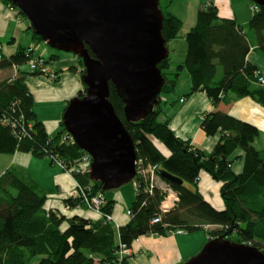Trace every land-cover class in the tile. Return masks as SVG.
<instances>
[{
  "label": "trees",
  "instance_id": "1",
  "mask_svg": "<svg viewBox=\"0 0 264 264\" xmlns=\"http://www.w3.org/2000/svg\"><path fill=\"white\" fill-rule=\"evenodd\" d=\"M1 2L24 18L27 30L32 31L18 8L9 0ZM162 14L161 35L167 44L178 37L182 21L167 9L163 8ZM249 36L264 53V6H258L251 15L245 33L235 20L220 18L213 3L201 5L195 24L184 36L183 63L174 71L170 70L168 58L158 64L164 78L157 97L159 104L137 122L125 119L122 97L108 84V101L134 143L136 160H141L143 167H156L157 174L167 172L182 180L181 186L171 185L179 195L174 209L152 224L161 215L163 196L155 189L149 193L147 183L138 175L132 181L136 193L128 209L130 220L115 232L105 218L111 214L113 202H106L101 216L96 218L67 215L49 206L47 192L28 173L12 167L0 177V264H126V258L118 260L119 244L130 248L141 236H168L175 230L190 233L207 229V242L228 240L264 253V148L253 146L258 136L256 127L219 109L233 97H249L264 106V87L257 84L255 67L247 61ZM26 51L19 47L14 54L5 56L0 49V72L13 67L16 70L11 80L0 78V155L26 153L50 159L51 164L59 161L63 168L69 166L85 195L75 198L73 204L70 199L64 203L71 208L88 207L91 197L103 194L100 183L91 181L87 172H79L77 161L85 153L74 144L61 143L65 133L62 119L61 130L53 136L37 119L26 80L39 73L21 69L33 53ZM79 62L83 67L80 58ZM184 69L191 80L190 94L203 91L214 108L200 123L205 136H217L210 153L177 137L169 126L170 118L160 117L163 111L159 96L175 91ZM201 171L221 183L223 210H215L198 191Z\"/></svg>",
  "mask_w": 264,
  "mask_h": 264
},
{
  "label": "water",
  "instance_id": "2",
  "mask_svg": "<svg viewBox=\"0 0 264 264\" xmlns=\"http://www.w3.org/2000/svg\"><path fill=\"white\" fill-rule=\"evenodd\" d=\"M9 1L50 48L82 61L85 95L68 101L62 122L76 147L91 158L89 179L100 183L102 191L132 181L134 143L108 101V84L122 97L128 122L143 119L157 104L164 84L158 64L168 58L159 0ZM252 2L264 6V0ZM160 177L182 185L167 172ZM182 264H264V253L233 241L211 240Z\"/></svg>",
  "mask_w": 264,
  "mask_h": 264
},
{
  "label": "crops",
  "instance_id": "3",
  "mask_svg": "<svg viewBox=\"0 0 264 264\" xmlns=\"http://www.w3.org/2000/svg\"><path fill=\"white\" fill-rule=\"evenodd\" d=\"M178 1L180 0H177V2ZM251 2L252 0H241V2L236 5V3H233L229 0H212V3L218 9V15V6H223L224 4H226L227 8H224L223 10V17H221L220 15L219 17L235 20V22L243 28V31L245 33L247 32V23L251 17ZM170 8H172V14L176 15L178 18H180V20H183L181 16L175 13V9L178 10L179 7L172 5V7ZM195 18L196 14L193 17L192 22L189 23L187 31H189V29L192 28L195 24ZM26 26H28L27 22H25V20L23 19H21V21H18L16 12L9 8L6 4H3L0 0V43H2L3 45L0 49L2 51V54L5 56H9L14 54L19 47H31L33 56L42 55L47 60L52 57H57L56 60H58V62L53 63L54 61H51V69L56 72H60L58 73V80L55 83L49 82L45 76L41 75L28 77V79L26 80L27 88L33 98V111L37 119L43 122L47 134L49 136H53L58 131V125L62 119V115L61 117H59L58 115V110H60L61 104H63V107L65 109L68 101L82 91V85L80 82L81 80L79 78L80 76L68 70L69 67H77V62L73 56L61 55L60 53H56L55 50H53L43 42L39 43L35 41L32 35V31L27 30ZM184 36L183 41L179 42L181 45V53L179 54L178 58L175 53V47H170V44H167V49L169 50L168 58L170 57L171 53H173L172 56L174 55V61H172L171 57L169 59L171 66H173V64H176L177 66L180 63H183L185 59L186 43L184 40ZM248 39L250 43V51L247 54V61H249V63L255 67V70L258 71L260 73V76L264 79V53L259 51L255 47L254 39L252 37L249 36ZM15 71L16 70L13 68V70L10 69L4 72H0V78H9V80H11L10 78L14 77ZM179 80L180 84L177 80L176 85L179 86L177 87V89H175L172 97L164 99L162 115L170 118L169 126L177 137L189 141L190 145L194 148H197L206 153H210L214 145L216 144L217 136H205L206 138L200 136V133L202 131L200 128V123L202 119L201 117L204 114L211 112L213 105L203 91H197L190 94L191 80L187 70H182ZM180 99L182 100L181 103ZM51 102L56 103L57 106L47 105V103ZM219 109L256 127V129L258 130V136L255 139L253 146L256 149L264 148V106L257 104L249 97H233L232 101L228 105L221 106L219 107ZM159 148H161V150L164 149L160 145ZM85 155L88 156L86 153ZM42 159H37L30 154H20L17 152H15L13 155H0V172H3L4 170L12 167H28L27 169H29V166L34 163L35 160ZM90 165L88 166L87 173L89 171ZM78 169L80 170V172H84L81 164H79ZM239 169L240 166L237 165L236 170L238 171ZM155 173L162 183L167 184L170 187L171 185H173L162 179L160 177V173L157 174V169H155ZM204 177L205 176H201V179H203ZM54 183V190H50L48 187L44 186L48 189L49 194H55L58 196H54L53 199L49 201V206L53 207L54 210L63 211V196L66 195V193L69 191L67 190L68 187L73 183L71 179L63 172L62 174H59V172H55ZM132 186L133 191L136 192L135 185L132 184ZM59 191L60 193L57 194V192ZM101 195L107 202H113L110 214L114 222L113 224H116L117 227L125 225L130 220V215L127 214V211L130 207L129 203L127 206L125 205L124 213L119 210L120 214H118V212L114 210L115 206H117V208H122L118 203V201L123 202L121 192H108ZM202 197L211 206L217 209L221 208L220 204H213L207 198L205 199L204 195H202ZM116 200L117 204L114 205ZM69 213L78 215L82 218H96L98 216H101L94 210L86 208L84 205L70 210ZM116 230L117 229H115V232H117ZM204 231L207 238H209L207 229H204ZM206 236H204V234H188L185 232L182 234L172 233L168 236L159 237H155L152 235L151 237L138 239L137 241H135V246H132L133 243L131 244L129 255L126 257V264H182L189 260L191 257L195 256L202 249V247L208 240H206ZM94 264H98V262Z\"/></svg>",
  "mask_w": 264,
  "mask_h": 264
},
{
  "label": "rangeland",
  "instance_id": "4",
  "mask_svg": "<svg viewBox=\"0 0 264 264\" xmlns=\"http://www.w3.org/2000/svg\"><path fill=\"white\" fill-rule=\"evenodd\" d=\"M221 1H225V0H221ZM229 1H231V2H233V3H236V5H238L240 2H241V0H229ZM209 3H212V0H180V1H178L177 2V0H159L158 1V3H157V7H158V9L161 11V13H162V10H163V8L164 9H167V11L169 12V13H171L172 14V8H170V7H172V5H174V6H177V7H179V9L177 10V9H175V13H177L179 16H181L182 17V19L183 20H181V21H183V24H182V26H181V28H180V31H179V34H178V37H176L174 40H171L170 42H168L167 44H170V47H175V53H176V55H177V58L179 57V54L181 53V45H180V43L179 42H182L183 41V36H184V34H186V32H188L187 31V29H188V25H189V23H191L192 22V20H193V17L195 16V14H197L196 13V11H197V9H200V7H201V5H208ZM257 7V9H258V6L256 5V4H254L253 2H251V7H250V12H251V15L252 14H254V13H256V11L257 10H255L254 9V7ZM219 7V15L221 16V17H223L222 15H223V10H224V8H227L226 7V4H224L223 6H218ZM165 11V10H164ZM172 15H174V14H172ZM175 17H177L176 15H174ZM178 18V17H177ZM21 19H23V20H25L24 18H22L20 15L19 16H17V20L18 21H21ZM178 19H180V18H178ZM195 20H196V18H195ZM25 22H26V20H25ZM26 28H28V26H26ZM31 31V30H30ZM35 41H37V42H43L44 44H46V42L45 41H43V40H37V39H35ZM167 44H165L166 45V48H167ZM47 45V44H46ZM3 45H2V43H0V48L2 47ZM23 49H25V50H27L28 51V49H31V51H32V48L30 47V48H23ZM51 50V49H50ZM54 50V49H53ZM26 51V52H27ZM52 51V50H51ZM56 51V53H60L61 55H68V56H73L75 59H76V62H77V67H69L68 68V70L70 71V72H74L75 74H77L78 76H80L79 78H80V80H81V73H82V71H83V67L80 65V62H79V57L77 56V55H75V54H72V53H64V52H60V51H57V50H55ZM33 52V51H32ZM168 52H169V50H168ZM172 54L173 53H171L170 54V57H171V59H172V61H174L173 59H174V55L172 56ZM170 57L168 58V60L170 59ZM40 59L41 61H42V65L41 64H39L38 63V66H35V67H33L32 65H30L29 64V62L31 61V60H33V59H36V60H38V59ZM57 58V57H56ZM56 58H54V57H52V58H49L48 60L45 58V57H43L42 55H39V56H37V55H34L33 56V53H31L30 54V56H29V59H28V61H27V63L26 64H24L22 67H21V69L23 70H25L26 72H37V73H39L38 75H41V76H45L46 77V79L49 81V82H51V83H55L57 80H58V73H60L59 71L58 72H56V71H54V70H52L51 69V61H54L53 63H56V62H58V60H56ZM34 61V60H33ZM49 63H50V65H49ZM175 67H176V64H173V66L170 68V70L171 71H174L175 70ZM13 68H15V67H13ZM13 68H11V70H13ZM165 71V70H164ZM84 72V71H83ZM254 74L256 75V77H255V79H256V82H257V84L258 85H260V86H264V79L260 76V73L258 72V71H256L255 70V72H254ZM16 76V71L14 72V77ZM31 77H34V76H31ZM180 77V76H179ZM179 77H178V82H179V84H180V80H179ZM259 78H262V79H259ZM81 82V88H82V91L81 92H79L78 94H76L74 97H80L81 95L82 96H84L85 94H84V91H85V85L84 84H82V81H80ZM177 84V83H176ZM179 86V85H178ZM177 85H175V87H176V89H177V87H178ZM40 90V89H39ZM198 91H200V90H198ZM175 92V91H174ZM174 92L173 93H170V94H161L159 97H160V102H161V109L163 110V103H164V99L165 98H169V97H172V95L174 94ZM202 92V91H201ZM160 94V93H159ZM166 96H168V97H166ZM74 97H72V98H74ZM177 102V101H176ZM175 102V103H176ZM182 102V100L180 99V103ZM159 104V100H157V104H155V105H153V108H154V106H156V105H158ZM47 105H49V106H57L56 105V103H53V102H51V103H47ZM152 108V109H153ZM64 109V107H63V104H61V108H60V110H58V115H59V117H61V115H62V112L64 111L63 110ZM214 110V108H212V110H211V112ZM171 114V113H170ZM205 115V114H204ZM204 115L201 117L202 119H203V117H204ZM160 117H162L163 118V115H160ZM201 119V120H202ZM64 129V128H63ZM61 130V127H60V122H59V125H58V131L57 132H59ZM201 131V130H200ZM64 134H67L68 135V133L65 131V133ZM200 136H202V137H205V135L203 134V132L201 131V133H200ZM63 137H64V135H63ZM206 138V137H205ZM62 141V140H61ZM62 144H65V145H67V144H69V145H73V142H71L70 140H67V141H62L61 142ZM20 154H23V153H20ZM1 156H6V155H1ZM85 156L86 155H83V156H81L80 158H79V160L77 161L78 163L77 164H82V166H83V168L85 167V166H89L90 164H91V159L90 158H87V159H85L84 160V158H85ZM54 162V161H53ZM138 160H135V169H136V176L132 179V181L137 177L138 178V174H139V171H138ZM63 165V164H62ZM150 167H153L154 168V166H151V165H149ZM28 168V167H27ZM26 167L25 168H21L22 170H23V172H25V173H28L30 176H31V178L32 179H34L44 190H45V192H47V194H48V199L49 200H51V199H53V197L54 196H56V197H58L57 195H55V194H49V191H48V189L47 188H45L44 186H46V187H48L50 190H54V188H55V183H54V177H55V172H59V174H62V172L63 173H65L70 179H71V181H72V183L73 184H71L69 187H68V189L67 190H69L67 193H66V195H64L63 196V203L66 201L67 202V199H70V201H71V203L73 204V200L75 199V198H77V197H80V196H83V195H85L83 192H81V190H80V188L78 187V185H77V180H76V176H75V174L74 173H72L71 171H70V168H69V166L68 167H66V168H63L61 165H60V163H59V161H56V162H54V163H52L51 164V161H50V159H47V158H44V159H42V160H35L34 161V163H32L30 166H29V169H27ZM9 169V168H8ZM8 169H6V170H8ZM6 170H4L3 172H0V177L1 176H3V174L6 172ZM152 171V169H150V172ZM84 172H85V170H84ZM87 172V171H86ZM154 172H155V168H154ZM201 176H205L203 179H201ZM132 181L131 182H129V183H127V184H124V185H122L121 187H119V188H116V189H111V190H107V191H103V193H116V192H121V195H122V199H123V202L125 203H123V202H121V201H118V203H119V205H120V207H122V208H117V206H115L114 207V210H116V212H118V214H120V211L122 212V213H124L125 212V205L127 206L128 205V203H129V206H131V204H132V202L134 201V195H135V193L136 192H134L133 191V186H132ZM144 182V181H143ZM158 182V183H157ZM145 183V182H144ZM151 183L154 185V184H157V185H159V187L161 188V187H166V185L165 184H163L162 182H160L159 180H152L151 179ZM135 185V184H134ZM9 186V185H8ZM158 186H154L153 187V189H155V190H158V189H160ZM220 187H221V183L219 182V181H216V180H214V179H212L211 177H210V175L208 174V173H206L205 171H202L201 172V174H200V180H199V183H198V191L202 194V195H204V198L206 199H208L209 201H211L213 204H215V203H218V205L220 204L221 205V208H219V209H217V208H215V207H213L215 210H218V211H221V210H223L224 209V204H223V201H222V199H221V196H220ZM9 188H13V185H10L9 186ZM171 191H172V194L174 195V196H176L175 198H176V200L177 199H179V195H178V193L171 187ZM60 193V191L59 192H57V194H59ZM177 193V194H176ZM90 200H91V198L89 199V201H88V207H86V208H92L93 210H95V208L93 207V204L92 203H90ZM106 201V200H105ZM107 202V201H106ZM117 204V200H116V202H115V204L114 205H116ZM75 207H78V206H74V207H70V205L68 204V203H64V205H63V211H62V213H67V215H69L68 213L70 212V210H72L73 208H75ZM102 208V207H101ZM101 208H100V210H101ZM120 210V211H119ZM69 211V212H68ZM102 213V212H101ZM127 214L128 215H130V211L128 210L127 211ZM106 216H109L110 217V219H107L106 218ZM105 218H106V220L112 225L114 222H113V220H112V217H111V215L109 214V215H105ZM113 228H115V229H117L118 230V228L119 227H117V225L115 224H113ZM116 230V231H117ZM188 234H204V236H206L205 235V231H204V229H202V230H197V231H194V232H190V233H188ZM153 236H155V237H159V236H157V235H154V234H152ZM151 234L149 235H146V236H141V237H139L138 239H143V238H146V237H151L152 236ZM167 238H170V237H167ZM138 239H136L135 241H137ZM208 238H207V236H206V240H207ZM135 241L133 242V245L132 246H135ZM207 243V242H206ZM206 243L204 244V246L206 245ZM203 246V247H204ZM202 247V248H203ZM129 249L130 248H127L126 246H123V245H121V244H119V246H118V260H122L123 261V259H121V258H126L128 255H129ZM201 251V250H200ZM199 251V252H200ZM198 252V253H199ZM197 253V254H198ZM196 254V255H197ZM194 257V256H193ZM192 258V257H191ZM96 263V262H95ZM166 263V262H165Z\"/></svg>",
  "mask_w": 264,
  "mask_h": 264
},
{
  "label": "built area",
  "instance_id": "5",
  "mask_svg": "<svg viewBox=\"0 0 264 264\" xmlns=\"http://www.w3.org/2000/svg\"><path fill=\"white\" fill-rule=\"evenodd\" d=\"M254 9L258 10L256 6L254 7ZM29 51H31V49H28V52ZM33 60H31L29 62V64L32 65L33 67L38 66V63L42 65V61L40 59H38V60L33 59ZM259 79H262V78H259ZM67 140H70L71 142H73L72 138L69 135L65 134L64 137H62V141H67ZM87 158H89V157L86 156L84 158V160L87 159ZM138 163H139L138 164V171H139L138 175H140L144 179V182L147 183V190L149 191V193H151L154 186H158L159 187V185H157V184L153 185L151 183V179L152 180L155 179L156 181L157 180L160 181V179L158 178V176L154 172V168L153 167H150L149 165L143 167L140 160L138 161ZM81 166H82V164H81ZM82 169L85 170V172H86L87 169H88V166H85L84 168L82 166ZM150 169H152L151 172H150ZM79 172H80V170H79ZM165 185H166V187H161V188L159 187L160 189H158L161 192V194L163 195V200H162V202L160 203V206H159V210H160L161 215H158L156 218H154L152 220V224L159 222L161 220L162 214H164V213L170 211L171 209H173L175 207L176 203L178 202V199L176 200V198H175L176 196H174L172 194L171 187L169 185H167V184H165ZM90 203L93 204V207L95 208L94 211L101 215L100 208L103 207L105 205V203H106L104 197L101 194H96L94 197H91ZM90 209H92V208H90ZM106 218L110 219L109 216H106ZM172 233L182 234L184 232H182L181 230H175Z\"/></svg>",
  "mask_w": 264,
  "mask_h": 264
},
{
  "label": "flooded vegetation",
  "instance_id": "6",
  "mask_svg": "<svg viewBox=\"0 0 264 264\" xmlns=\"http://www.w3.org/2000/svg\"><path fill=\"white\" fill-rule=\"evenodd\" d=\"M94 57V56H93Z\"/></svg>",
  "mask_w": 264,
  "mask_h": 264
}]
</instances>
